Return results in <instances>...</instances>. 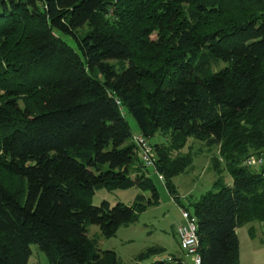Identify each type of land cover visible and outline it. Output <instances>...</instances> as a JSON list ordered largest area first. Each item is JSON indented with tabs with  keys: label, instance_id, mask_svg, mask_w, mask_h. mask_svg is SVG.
I'll list each match as a JSON object with an SVG mask.
<instances>
[{
	"label": "trees",
	"instance_id": "16d2710c",
	"mask_svg": "<svg viewBox=\"0 0 264 264\" xmlns=\"http://www.w3.org/2000/svg\"><path fill=\"white\" fill-rule=\"evenodd\" d=\"M124 109L166 139L151 143L157 173ZM189 138L216 147L217 178L185 204L172 178L192 164ZM263 154L264 0H0V264H28L31 244L49 264H118L87 224L109 237L134 222L157 203L150 173L196 217L201 264H239L236 229L264 221V166L244 161ZM102 187L150 195L93 205ZM160 250L130 264H169L144 262Z\"/></svg>",
	"mask_w": 264,
	"mask_h": 264
},
{
	"label": "rangeland",
	"instance_id": "374dc122",
	"mask_svg": "<svg viewBox=\"0 0 264 264\" xmlns=\"http://www.w3.org/2000/svg\"><path fill=\"white\" fill-rule=\"evenodd\" d=\"M84 29L80 30L77 35H81ZM68 45L79 52V48L75 38L72 35L61 34ZM149 38H156L155 31L149 35ZM114 63L116 70L125 68L128 65L127 61L116 63V60H110ZM224 66V63L218 61L211 66V70H217ZM93 75H100L93 71ZM125 120L127 121L131 136L128 142L140 135L138 126L134 118L124 109ZM190 139V138H189ZM166 139L158 134H155L149 142L159 143ZM193 147L192 164L183 173L172 178V183L175 186L178 194L184 197V203L194 201L203 192L216 189L214 182L217 178L215 171L210 167L209 157L217 154V149H208L200 142L189 140L188 145ZM183 148V152H187L189 146ZM199 149V150H198ZM254 169V168H253ZM156 185L158 197L157 203L148 205L142 212L139 213L137 219L128 224L121 225L113 236H105L99 227L95 224H87L88 235L97 241V247L100 250L110 249L115 251L119 258L118 264H130L136 255L151 247H158L161 250L151 254L144 262H151L159 259H165L170 253H176L179 250L178 240L175 235V226L182 221L180 210L173 202L171 196L167 192L164 183L158 177L149 174ZM221 178L224 183H230L231 177L226 169L222 170ZM143 194L149 196V192L141 191L137 188L127 189H106L104 187L96 189L92 204L99 205L103 200L109 205H114L117 202L131 204L136 195ZM252 229L249 232V229ZM241 248H242V264H264V221H251L243 225L238 233ZM31 255L28 264H49L46 254L41 251L36 244H31Z\"/></svg>",
	"mask_w": 264,
	"mask_h": 264
},
{
	"label": "built area",
	"instance_id": "2783aa9c",
	"mask_svg": "<svg viewBox=\"0 0 264 264\" xmlns=\"http://www.w3.org/2000/svg\"><path fill=\"white\" fill-rule=\"evenodd\" d=\"M140 160L143 165L155 172V151L153 146L145 137L139 135L133 139ZM246 166H264V154L260 156H249L245 161ZM157 173V172H155ZM162 180L161 174H157ZM182 221L176 226L175 230L178 235L182 254L178 258L167 257L166 262L174 264H201V256L199 252V237L197 233V219L186 209H179Z\"/></svg>",
	"mask_w": 264,
	"mask_h": 264
},
{
	"label": "crops",
	"instance_id": "0c3cea01",
	"mask_svg": "<svg viewBox=\"0 0 264 264\" xmlns=\"http://www.w3.org/2000/svg\"><path fill=\"white\" fill-rule=\"evenodd\" d=\"M242 226L238 227L236 229V233H237V236H238V233H239V229L241 228ZM175 235H176V238L178 240V246H179V250L176 252V253H170V255H167V257H173V258H178L181 256L182 254V250H181V246H180V241H179V238H178V235L176 233V230H175ZM238 240H239V264H242V248H241V242H240V239H239V236H238ZM166 257V258H167ZM165 260V259H164ZM169 264H174L172 262H168Z\"/></svg>",
	"mask_w": 264,
	"mask_h": 264
}]
</instances>
